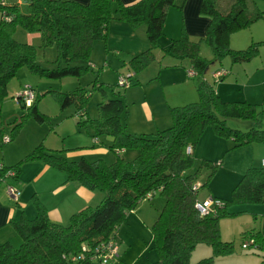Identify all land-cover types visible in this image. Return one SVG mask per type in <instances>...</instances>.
Instances as JSON below:
<instances>
[{"label":"trees","instance_id":"1","mask_svg":"<svg viewBox=\"0 0 264 264\" xmlns=\"http://www.w3.org/2000/svg\"><path fill=\"white\" fill-rule=\"evenodd\" d=\"M257 1L201 0L199 12L210 19L204 35L192 39L181 25L180 34L171 40L165 53L187 59L190 62L188 69L195 71L192 78L202 77L211 62L200 53V44L204 42L213 50L217 60L226 55L233 62L249 60L257 52L256 45L234 49L229 45L228 36L230 32L245 28L264 16L259 10L254 15L248 11L250 2L256 4ZM24 2L28 3L27 12L9 0H0V100L7 94L8 83L22 66L51 78L79 76L90 69L93 43L97 39H106L112 20L126 22L133 28L144 27L149 45L129 61L133 70H139L154 59L151 49L159 46L158 41L164 35L167 10L175 7L181 11L186 0H136L129 4L122 0ZM17 27L39 31L44 44L55 41L65 67L56 70L40 68L35 62L34 47L14 39ZM222 70L225 74L217 81L212 78L214 82L221 81L228 73L226 69ZM199 80L198 83L195 81L198 100L170 106L171 123L151 133L127 130L122 117L125 102L118 96L111 98L103 93L102 101L97 105L98 117L90 120L85 108L89 95L84 96L88 90L57 92L61 109L75 104L78 97L76 113L79 122L86 124L90 121L95 144L96 137L102 134L112 138L109 149L115 153V160L106 163L101 158L90 161L81 157L76 162L68 161L50 152L49 148L38 145L15 163L1 160L0 183L8 177L18 179L24 162L41 160L62 170L66 181L99 190L103 198L94 207L73 213L66 224L53 223L44 206L34 201L36 214L33 218L21 217L11 221L20 243H0V264H101L99 244L113 239L126 215L156 192L165 200L151 226L158 264H214L212 257L194 263L190 261L192 251L199 244L209 245L218 255L230 252L233 244L221 240L219 221L233 215L228 211L229 202H264V159H261L260 166H249L245 170L230 200L211 194L212 206L205 215H200L196 208L200 202L197 197L199 188L194 179L202 168L215 171L219 165L202 159L195 166L193 150L208 125L216 136L232 138L235 147L264 142V102L257 105L247 101L222 100L213 85L203 78ZM94 89L92 87L91 92ZM35 101L33 99L29 106L20 104L34 118L42 121L46 116L38 112ZM228 118L249 121V130L228 127ZM188 147L191 148L189 152ZM131 149L137 150L132 159L121 156L122 150ZM253 233L249 236L254 240L252 245L264 250V234L262 231ZM114 258L106 264H111ZM257 264H264V259Z\"/></svg>","mask_w":264,"mask_h":264},{"label":"rangeland","instance_id":"2","mask_svg":"<svg viewBox=\"0 0 264 264\" xmlns=\"http://www.w3.org/2000/svg\"><path fill=\"white\" fill-rule=\"evenodd\" d=\"M9 1L17 4L22 11H28V3L24 0ZM258 10L264 13V1L259 0L256 4L252 2L249 4L250 14L254 15ZM118 21L110 22L109 27L111 25V28L108 29L106 39L94 41L89 57L91 67L79 76L65 75L61 78H51L38 72H32L26 65L17 71L7 85V94L0 100V161L14 160L22 154L31 152L38 145L49 148L50 152L68 161L76 162L81 157L90 161L101 158L106 163L115 160V153L109 149L112 138L102 134L96 137L97 144H95L92 141L90 121L86 124L79 122L76 113L78 97H76L75 104L61 109L56 97L57 92H73L76 89L88 90L84 96L89 95L85 102V108L90 120L98 117L97 105L102 101L103 93L111 98L118 96L125 102L122 113L123 121L127 124H134L148 116V111L144 112L139 107V102L144 98L150 102V106H153L156 105L159 98L164 100V88L170 90H165L168 94V101H170L172 93L183 88L181 84L174 82V71L168 70L167 67L160 69L153 49L151 51L154 59L152 58L146 66L139 70H133L129 62L131 58H127L129 47L125 44L123 37L126 31L123 28H116L115 25L119 23ZM140 28L144 29L143 26H139V31H141ZM13 37L21 43L34 47L35 62L40 68L56 70L65 67V61L59 56L57 43L54 41L52 44H44L39 31H27L17 27ZM162 37L163 35L160 37L161 40L159 39L161 43L163 42ZM228 37L231 48H247L254 44L257 47L256 54L249 60L240 62H233L228 55L217 60L214 58L213 50L204 42L200 44V53L211 61L208 70L202 77L192 78L187 74L185 77L187 75L190 78L187 80L190 83L195 81L198 83L202 78L208 81L215 89L219 90L216 91L219 92L222 100L247 101L260 105L264 102V16L245 28L230 32ZM110 54L111 57H109ZM74 63L79 64L78 62ZM121 64L123 66L118 68V65ZM184 66L187 72L190 62L187 60ZM222 68L226 69L228 73L221 82H214L211 76L212 72ZM130 74L138 75L141 83H138L139 81H136ZM154 75V79L146 84ZM121 76L130 80V84L125 88L117 85ZM167 78H171L168 83L166 82ZM92 87L96 89L91 92ZM193 88L196 91V87ZM25 89H28L32 93V97H35L38 112L46 116L42 121L34 118L20 104L23 103L22 100H16L17 95ZM193 100H198L197 91L196 98ZM193 100L189 99V101ZM226 125L241 131H248L250 127L249 121L239 118H228ZM153 128V131L148 132L158 130V128ZM159 128H163L162 125ZM211 137L216 142L211 140ZM6 138H10V142L5 140ZM198 141L199 145L203 144L205 147V153L204 157L194 156L195 166L202 159L219 165L215 171L206 167L202 168L195 177L194 183L199 188L197 197L200 202L210 199L211 194L230 200L233 196V189L239 183L245 170L249 166H260V161L264 158V142H251L235 147L232 138L216 136L209 125L206 126ZM98 148H105V150H97ZM122 151L121 156L127 160L132 159L137 153L135 149ZM19 174L23 177L22 166ZM25 174H28V170H25ZM7 180L11 183L15 182L8 177L1 182L0 189H7L9 185ZM38 185L41 189L43 188L41 184L38 183ZM84 189L76 196L73 195L75 208L73 213L85 207H94L103 198V193L99 190ZM17 190L20 191L18 188ZM82 193L85 197H82ZM29 201H32L33 204L32 199L29 198ZM164 204L165 200L156 192L149 200H143L126 215L113 238L116 256L111 264H158V255L153 247L151 226ZM227 207L233 215L222 217L219 221V229L221 240L233 244L230 252L218 255L209 245L199 244L191 253L190 261L192 263L208 257L213 258L214 264H257L261 259H264V250L248 243L252 232L262 231L264 234V202L244 204L229 202ZM244 231L246 234H242ZM17 240L18 243L15 241V245L20 243L19 237ZM242 242H247L248 245L243 248Z\"/></svg>","mask_w":264,"mask_h":264},{"label":"crops","instance_id":"3","mask_svg":"<svg viewBox=\"0 0 264 264\" xmlns=\"http://www.w3.org/2000/svg\"><path fill=\"white\" fill-rule=\"evenodd\" d=\"M76 1L86 3L88 0ZM122 1L129 4L135 2L136 0ZM200 2L201 0H186L181 11L175 7H170L167 10L164 35L162 37L163 42L161 43L160 39L158 42L159 46L154 50V55L160 69L167 67L169 68L168 70L172 72L174 71V82L181 84L183 88L175 91V93H172L170 101H168V94L165 92V90H169V88H164L165 98L164 100L159 98L156 101V105L150 106V102H148L146 98L140 101L139 107L143 109L144 112L147 110L148 116L147 118L144 117L140 122L134 124L126 123V128L128 131L133 133H149L148 131L154 130L153 127L161 129L159 128L161 125L164 127L170 123V106L185 104L187 103L185 101L190 102L189 99L193 100L196 98V91L193 88L195 86V82L190 83L187 81L190 80V78L187 75L185 77L187 72L185 71L184 64L186 63L187 59L173 57L169 54H166L165 50L169 48L171 40L178 37L180 34L181 25H184L186 32L192 39H197L198 37L204 35L205 29L210 19L200 14ZM118 22L119 23L115 25L116 28H123L126 31V34L123 37L125 44L129 47L127 50V53L129 52V56H127V58H131L133 55L143 51L148 47V41L146 39L144 29L140 28L141 31H139V27L133 28L132 26L130 27L128 23H124L122 21ZM109 28H111V25ZM109 57H111V54ZM123 65H118V68L119 66L121 68ZM155 75L151 77L150 80L146 82V84H149L154 79ZM132 76L136 79V81H139L138 83H141V79L138 78V75L134 74ZM170 79L171 78H167L166 82L168 83ZM220 85L218 86L220 87ZM140 87L142 88V86ZM216 90L219 91L218 89ZM225 101L231 100L226 99ZM134 126H137V128H134ZM211 140H214L213 137H211ZM92 141L94 143L93 138ZM216 146H218L217 143ZM204 148L205 147H203V144H197L193 150L194 156L197 158L204 157ZM97 150H105V148H98ZM26 154L27 153L22 154L14 160H8L7 163H15ZM21 166L23 170V177L21 174H19L18 179H12L15 181L14 183H11L7 180V183L9 184H7L8 186L12 185L20 190L17 201H14L7 194L6 188L0 189V243L5 241H12L14 243L17 240L18 236L11 226V221L20 219L21 217L29 219L33 218V215L36 214V205L34 201H37L42 206H44L50 220L53 223H67L69 217L75 211L73 205V195L76 196L77 193L83 192L82 190H85V187L81 186L77 182L66 181L65 173L62 170L56 169L41 161H28L27 163L24 162ZM25 170H28L27 175L25 174ZM33 170L34 172H31ZM49 182H52L53 184ZM38 183L43 186L42 189L39 187ZM82 197H85L83 193ZM29 198L33 200V204L32 201H29ZM17 241L19 242V240Z\"/></svg>","mask_w":264,"mask_h":264},{"label":"built area","instance_id":"4","mask_svg":"<svg viewBox=\"0 0 264 264\" xmlns=\"http://www.w3.org/2000/svg\"><path fill=\"white\" fill-rule=\"evenodd\" d=\"M225 74V71L220 69V70H216L214 71L211 75L212 78L217 81L222 75ZM187 75L189 77H192L195 75V71L192 69H189L187 71ZM118 84L127 87L130 83L128 81V78L126 77H120ZM34 97H32V93L28 90L25 89L22 93L17 95V99L18 101H21L26 104V105H30L32 100ZM5 140H8L7 138ZM191 150L190 147L187 148V151L189 152ZM262 164H264V161H262ZM7 194L14 200L17 199L18 195H19V191L17 190V188L13 187V186H8L7 187ZM212 206V199H208V200H203L202 202H198L196 204V208L198 209L200 215H205L208 212V209ZM254 240L250 239V241L248 242L249 245H252ZM248 244L247 242L243 243V247H246ZM99 249L100 254H99V259H100V263L101 264H106L110 259H112L113 257L116 256V248H115V243H114V239L102 242L101 244H99Z\"/></svg>","mask_w":264,"mask_h":264},{"label":"clouds","instance_id":"5","mask_svg":"<svg viewBox=\"0 0 264 264\" xmlns=\"http://www.w3.org/2000/svg\"><path fill=\"white\" fill-rule=\"evenodd\" d=\"M212 76V75H211ZM34 99V98H33ZM33 101V100H32ZM32 103V102H31ZM6 192H7V189H6Z\"/></svg>","mask_w":264,"mask_h":264},{"label":"water","instance_id":"6","mask_svg":"<svg viewBox=\"0 0 264 264\" xmlns=\"http://www.w3.org/2000/svg\"><path fill=\"white\" fill-rule=\"evenodd\" d=\"M25 1V0H24Z\"/></svg>","mask_w":264,"mask_h":264}]
</instances>
